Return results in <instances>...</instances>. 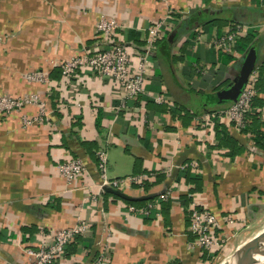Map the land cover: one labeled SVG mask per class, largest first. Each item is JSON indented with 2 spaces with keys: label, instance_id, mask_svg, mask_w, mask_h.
<instances>
[{
  "label": "crops",
  "instance_id": "obj_1",
  "mask_svg": "<svg viewBox=\"0 0 264 264\" xmlns=\"http://www.w3.org/2000/svg\"><path fill=\"white\" fill-rule=\"evenodd\" d=\"M101 17L118 23L112 37L96 33ZM166 17L163 37L147 58L145 93L136 101L123 103L112 80L86 68L57 78L61 62L103 50L107 42H125L136 63L147 27ZM233 24L246 27L241 37L252 35L253 47L245 54L234 47L228 61L209 43ZM251 50L262 103L252 112L264 133V0H0V97L34 95L40 102L0 112V264H30L24 250L40 244V230L71 228L79 220L86 234L56 264H94L105 247V264H212L213 256L201 260L188 233L180 197L193 186L181 177L182 165L198 163L203 184L189 197L217 216L215 232L223 240L264 208V149L252 130L236 132L221 113L228 106L223 102L232 101L217 100ZM37 73L45 81L29 80ZM158 96L166 105L154 103ZM40 106L45 116L37 123ZM205 115L209 122H202ZM217 124L243 153L231 159L215 147ZM82 143L106 154L108 179L151 174L148 190L122 191L132 201L171 189L165 218L146 222L128 212L123 201L130 200L105 196ZM72 159L87 173L67 182L57 165Z\"/></svg>",
  "mask_w": 264,
  "mask_h": 264
},
{
  "label": "built area",
  "instance_id": "obj_2",
  "mask_svg": "<svg viewBox=\"0 0 264 264\" xmlns=\"http://www.w3.org/2000/svg\"><path fill=\"white\" fill-rule=\"evenodd\" d=\"M158 1L167 2V0ZM171 14V12H168L166 15L169 17ZM166 25L167 17L147 27L146 31L148 35L145 40L143 52L136 57V63L133 60L131 47L125 42H107V47L103 50L91 53L87 51L81 56H73L61 62L59 64L61 74L64 77H71L79 69L86 68L100 77L112 80L122 95L123 103L136 101L145 93V81L149 76L147 58L154 49L155 43L163 37L161 28ZM118 26V23L113 18L101 17L96 24L95 31L98 35L109 38L112 37ZM245 32L246 27L233 24L224 33L214 37L209 44L218 52L232 53L237 39L243 36ZM198 41L196 38V42ZM257 77L258 72L256 69H253L237 100L221 112L227 117L230 121V126L236 132L244 129L247 123L246 114L251 110L252 101L257 95L254 84ZM28 78L29 80L45 81L44 75L40 73L32 74ZM154 103L166 105V101L162 96L156 97ZM37 104H40V102L34 95L26 96L24 99L1 96L0 112L9 113L20 111L23 108ZM39 109V115L33 119L37 123H40L45 116L44 108L40 106ZM210 118L212 117L205 115L201 120L202 122H209ZM95 156L97 159L96 171L99 177L98 186L101 192H104L106 188L122 192L129 186H136L139 191H142L141 186L149 181L151 174L144 173L124 178L108 179L106 176V154L103 151H97ZM198 166L196 161H192L182 165V168L194 169L200 173ZM57 171L67 182H72L76 177L87 173L85 164L79 159H72L57 165ZM87 190L90 192L88 188ZM170 192L171 189L157 195V198L167 200ZM91 198H94V196ZM156 206V203H149L145 207L136 208L128 206L127 209L131 214L146 217L149 211L155 209ZM187 212L189 214L188 232L193 237L192 245L198 248L201 254L214 255L215 249L219 248V245L225 242L217 238L220 236L214 234L218 221L217 216L205 206L194 202H191ZM226 220L228 221V219ZM86 232L87 224L83 220H79L77 224L67 229L49 233L40 230V236L42 238L40 244L36 248L25 249L24 254L30 264H56L64 254L66 247L73 243L77 237L86 234ZM106 250L107 247L101 251L94 264H105L107 262L105 257Z\"/></svg>",
  "mask_w": 264,
  "mask_h": 264
},
{
  "label": "trees",
  "instance_id": "obj_3",
  "mask_svg": "<svg viewBox=\"0 0 264 264\" xmlns=\"http://www.w3.org/2000/svg\"><path fill=\"white\" fill-rule=\"evenodd\" d=\"M163 41H165V39ZM251 47H253L252 35H247L244 38H242V37L238 38L237 41H236V44H235V50L237 52H242L244 54ZM233 51H234V49H233ZM219 53L224 55V56H226V60H228V61L232 59L231 56H229V55L227 56V53H221V52H219ZM257 68H255V69L259 73V77H260V69H259V67H257ZM57 72H58V73H56V74H58L57 78H60V77L66 78V77H64L61 74L60 68H58ZM259 82H258V79H255L254 84L256 86L257 95L252 101L251 110L246 114L247 123L245 125V128L244 129H240V133H244L245 134L249 130L250 131L252 130V132L254 133V136H255L254 139H253L254 142H255V145L258 148L264 149V133H261V131L259 130L260 127L262 126V123L260 122V118H259L258 114L252 112V110L256 107V101H257V105H259V106L262 105L261 101L258 100V97H257L259 92H260V83ZM223 103L224 104H228V106L233 104V102H223ZM209 114H215V112L211 111ZM215 115H217V114H215ZM256 124H257V127L254 128L253 126L256 125ZM214 133H215L214 137L216 138V140L218 142L215 147H217V149H221V148L222 149H226L227 150L226 154H227V156L229 158L233 159L234 157H236V156L240 155L241 153H243V148L238 145L237 141L227 132L225 127H223L221 125H218V124H217V126L215 125ZM82 146L85 147L86 154L88 156L94 158V162H95V165H96L97 164V159H96V156H95V154L97 152L96 149H95L96 146L93 143H82ZM183 170H184V172L181 174V177L184 178L185 183L187 185H192L193 186V189L189 190L188 195L180 197L181 205L183 206L184 210H186L185 213H186V216H187V219H188L187 221H188V226H189V214L187 212V209H188V205L192 201L191 197H189V196H191V194H193L195 192H198L201 189L203 182H202L201 175L198 172H196V170L190 169V168H185ZM141 187H142L143 191H146V190H148L149 185L147 183H144ZM135 188H137V187L135 186ZM104 195L105 196H112L114 199H118L117 196L110 195L108 192L106 193L105 191H104ZM123 202L126 203L128 206H133V207H136V208L145 207L149 203H156L157 204L156 208L153 209V210H150L148 216L144 217V220L146 222L150 221V220L151 221L155 220V218H157L159 216H162V218H165L164 216H166V211L168 210L169 205H170V199L169 198L167 200H160V199L157 198V195H153L152 198L148 199V200L123 201ZM214 234L217 235L216 232H214ZM189 235H190V238L192 239L193 237L191 236L190 233H189ZM81 237L82 236L77 237L75 241H79ZM217 238L220 239V240H223L220 237H217ZM69 246L66 247V249L64 251V254L68 251ZM224 250H225V246H224V244H221V245H219V248L215 249L214 255H210V254L207 255L205 253H203V254L200 253L201 260L203 262L207 261V260H210L211 256L215 257L218 253H220V252H222ZM171 264H180V263L173 262Z\"/></svg>",
  "mask_w": 264,
  "mask_h": 264
},
{
  "label": "water",
  "instance_id": "obj_4",
  "mask_svg": "<svg viewBox=\"0 0 264 264\" xmlns=\"http://www.w3.org/2000/svg\"><path fill=\"white\" fill-rule=\"evenodd\" d=\"M255 53L251 50L244 59L240 72L228 91L217 94V100H229L235 102L246 84L250 73L254 69ZM105 192L114 194L127 200H137L125 197L122 192L112 189H105ZM150 197H144L139 200H148ZM264 260V232L251 239L243 245L227 262L224 264H259Z\"/></svg>",
  "mask_w": 264,
  "mask_h": 264
},
{
  "label": "rangeland",
  "instance_id": "obj_5",
  "mask_svg": "<svg viewBox=\"0 0 264 264\" xmlns=\"http://www.w3.org/2000/svg\"><path fill=\"white\" fill-rule=\"evenodd\" d=\"M262 232H264L263 207L249 213L246 221L239 222V225L226 232L224 238L225 250L213 257L214 261L212 264H224L243 245L260 235ZM262 264H264V262Z\"/></svg>",
  "mask_w": 264,
  "mask_h": 264
},
{
  "label": "bare ground",
  "instance_id": "obj_6",
  "mask_svg": "<svg viewBox=\"0 0 264 264\" xmlns=\"http://www.w3.org/2000/svg\"><path fill=\"white\" fill-rule=\"evenodd\" d=\"M264 262V260H261V262L259 264H262Z\"/></svg>",
  "mask_w": 264,
  "mask_h": 264
}]
</instances>
